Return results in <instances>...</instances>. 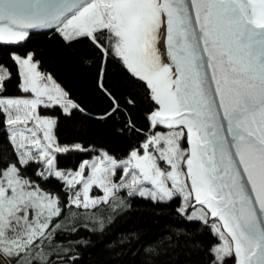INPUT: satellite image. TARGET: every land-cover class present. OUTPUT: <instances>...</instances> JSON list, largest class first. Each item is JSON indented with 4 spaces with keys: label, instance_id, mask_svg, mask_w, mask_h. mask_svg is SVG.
<instances>
[{
    "label": "snow or ice",
    "instance_id": "snow-or-ice-1",
    "mask_svg": "<svg viewBox=\"0 0 264 264\" xmlns=\"http://www.w3.org/2000/svg\"><path fill=\"white\" fill-rule=\"evenodd\" d=\"M38 29L54 30L68 48L87 45L101 62L97 86L112 104L102 119L121 111L103 82L107 61H118L144 88L149 127L126 159L102 151L75 172L57 170L56 153L89 149L57 144L56 118L37 109L71 116L80 106L33 52L10 48L15 72L0 63V92L18 78L25 95L0 96L16 156L0 167V264L43 260L46 230L62 214L59 198L22 171L33 163L42 167L36 175L73 191L77 208L108 204L120 189L154 203L177 200L181 215L217 238L207 264H264V0H0V45L18 46ZM127 126L143 131L130 119ZM93 186L103 197L89 196Z\"/></svg>",
    "mask_w": 264,
    "mask_h": 264
},
{
    "label": "trees",
    "instance_id": "trees-1",
    "mask_svg": "<svg viewBox=\"0 0 264 264\" xmlns=\"http://www.w3.org/2000/svg\"><path fill=\"white\" fill-rule=\"evenodd\" d=\"M10 48L22 55L33 52L40 61V70L51 75L80 106L71 116L64 115L59 108L38 107L41 116L56 118L53 134L59 145L81 144L89 149L56 153L57 169H76L80 162L102 151L123 160L133 147L143 142L151 104L145 98L144 88L129 77L118 61H107L103 82L119 99L121 111L102 119L112 104L97 86L101 62L87 45L68 48L54 30L31 34L18 46L0 45V63L14 73ZM18 82V78L6 80L0 96H24ZM130 96L136 100L134 106L126 104ZM129 119L143 131L130 130ZM7 137L0 116V167L16 161ZM41 170L34 163L22 168L29 179L59 198L62 214L54 217L46 230L49 235L41 246L44 259L38 264H207V250L218 242L210 225L188 221L177 211L180 206L177 200L154 203L121 190L108 204L97 205L95 209L77 208L70 203L71 190L64 182L54 176L45 179L36 175ZM91 192L97 194L98 190ZM228 264L234 261L230 259Z\"/></svg>",
    "mask_w": 264,
    "mask_h": 264
},
{
    "label": "rangeland",
    "instance_id": "rangeland-1",
    "mask_svg": "<svg viewBox=\"0 0 264 264\" xmlns=\"http://www.w3.org/2000/svg\"><path fill=\"white\" fill-rule=\"evenodd\" d=\"M46 74H47V73H46ZM55 82H56V81H55ZM56 83H57V82H56ZM58 85H59V84H58ZM59 86H60V85H59ZM60 87H61V86H60ZM29 95H30V94H29ZM37 111H38V109H37ZM56 143H57V142H56ZM57 144H58V143H57ZM183 145H184V147H187V142H186V143L184 142ZM185 145H186V146H185ZM61 146H67V145H61ZM69 147H71V146H69ZM141 151H142V150H141ZM100 154H101V152H100L99 154L95 155L94 157L88 159L87 161H92L95 157L99 156ZM83 161H85V160H83ZM83 161H82V162H83ZM82 162H80V164H81ZM80 164L77 166L76 169H68V170L57 169V170L63 171V172H65V173H67V172H69V171L75 172V171L79 170V166H80ZM121 175H122V171L118 170V171H117V175H116L115 177H112L113 181H114V182H118L119 179H120V176H121ZM79 188H81V185H77V189H79ZM95 190H98L97 194H92L91 191H95ZM121 190H124V191L128 192L127 189H120L119 191H121ZM70 194H71V196L73 195V191H72V190L70 191ZM103 195H104L103 190L100 189V188H98V187H96V186H93L92 189H91L90 192H89V196L92 197V198H100V197H103Z\"/></svg>",
    "mask_w": 264,
    "mask_h": 264
},
{
    "label": "water",
    "instance_id": "water-1",
    "mask_svg": "<svg viewBox=\"0 0 264 264\" xmlns=\"http://www.w3.org/2000/svg\"><path fill=\"white\" fill-rule=\"evenodd\" d=\"M52 29H44V30H30L31 31V34H34V33H43V32H48Z\"/></svg>",
    "mask_w": 264,
    "mask_h": 264
}]
</instances>
